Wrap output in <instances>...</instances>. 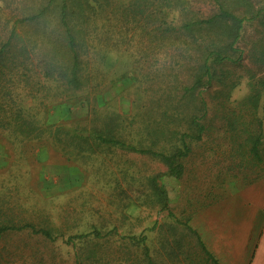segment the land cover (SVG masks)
Segmentation results:
<instances>
[{
    "label": "rangeland",
    "instance_id": "rangeland-1",
    "mask_svg": "<svg viewBox=\"0 0 264 264\" xmlns=\"http://www.w3.org/2000/svg\"><path fill=\"white\" fill-rule=\"evenodd\" d=\"M126 1L113 0L116 16ZM31 2L2 0V8L25 10ZM137 35L129 33L109 54L91 53L92 81L81 93L71 96L38 71L23 73L12 96L26 107L36 130L31 136L0 130V222L12 218L47 227L64 241L98 230V243L77 245L83 257L85 247L93 249V264H140V250L129 239L139 236L146 238L154 264H212L196 236L218 264H264V98L253 114L240 105L254 72L247 54L241 66L228 68L235 83L229 103L221 108L210 100L208 130L190 144L180 179L168 176L167 167L150 156L94 142L89 149L68 133L54 132L113 119L122 129L120 138L136 143L145 141L138 135L143 126L167 124L151 107L152 78L149 64L139 61ZM257 35L255 25H246L237 47L248 50ZM258 134L255 156L251 139ZM158 174L170 215L151 205L147 182ZM73 253L59 238L50 242L28 233L0 238V264H74Z\"/></svg>",
    "mask_w": 264,
    "mask_h": 264
},
{
    "label": "trees",
    "instance_id": "trees-1",
    "mask_svg": "<svg viewBox=\"0 0 264 264\" xmlns=\"http://www.w3.org/2000/svg\"><path fill=\"white\" fill-rule=\"evenodd\" d=\"M114 7L113 0H32L25 10L5 11L0 0V130L16 136H31L36 130L25 115L26 107L12 96L23 73L38 71L71 96L81 93L91 85L87 69L91 53L100 50L109 54L121 46L120 42L126 43L129 33L136 32L140 37L136 43L139 61L149 64L152 78L151 107L159 121L167 124L143 126L137 134L145 141L136 143L120 138L122 129L113 119H103L100 125L56 128L54 132L68 133L78 145L89 149V142H94L98 147L150 156L167 167L168 176L180 179L190 144L199 142L208 130L205 121L210 100H216L221 108L229 103L235 83L228 79V68L241 66L244 54L254 72L249 77V96L240 105L253 114L264 98V0H127L118 16ZM246 25H255L259 34L248 50L237 47ZM146 133L153 137L147 140ZM261 134L251 139L255 156ZM162 177H150L147 190L151 205L168 214ZM11 233H28L50 242L59 238L74 251V264L81 260L93 264V249L85 247L89 251L83 257L85 252L80 253L79 248L102 239L98 230L64 241L63 234L47 227L14 223L12 218L0 222V238ZM129 239L140 250V264H154L146 238ZM196 242L205 260L218 264L197 236Z\"/></svg>",
    "mask_w": 264,
    "mask_h": 264
}]
</instances>
